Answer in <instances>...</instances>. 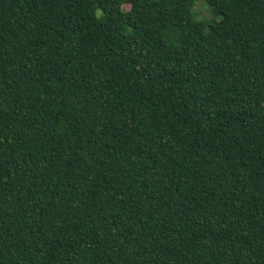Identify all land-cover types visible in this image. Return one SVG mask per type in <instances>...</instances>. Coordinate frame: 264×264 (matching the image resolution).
Returning <instances> with one entry per match:
<instances>
[{"label": "trees", "instance_id": "obj_1", "mask_svg": "<svg viewBox=\"0 0 264 264\" xmlns=\"http://www.w3.org/2000/svg\"><path fill=\"white\" fill-rule=\"evenodd\" d=\"M203 1L0 0V264H264V0Z\"/></svg>", "mask_w": 264, "mask_h": 264}, {"label": "rangeland", "instance_id": "obj_2", "mask_svg": "<svg viewBox=\"0 0 264 264\" xmlns=\"http://www.w3.org/2000/svg\"><path fill=\"white\" fill-rule=\"evenodd\" d=\"M123 7L126 9L127 5ZM192 12L198 19H209V17H213V14L203 0H195Z\"/></svg>", "mask_w": 264, "mask_h": 264}]
</instances>
